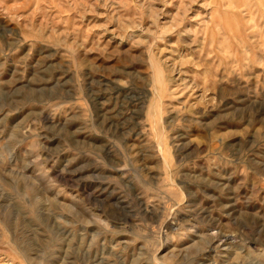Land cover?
<instances>
[{"label": "rangeland", "instance_id": "obj_1", "mask_svg": "<svg viewBox=\"0 0 264 264\" xmlns=\"http://www.w3.org/2000/svg\"><path fill=\"white\" fill-rule=\"evenodd\" d=\"M0 264H264V0H0Z\"/></svg>", "mask_w": 264, "mask_h": 264}]
</instances>
